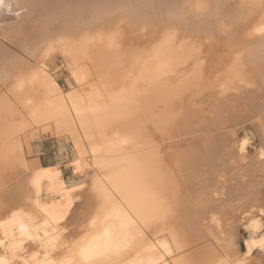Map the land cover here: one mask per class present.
Masks as SVG:
<instances>
[{"label":"bare ground","instance_id":"bare-ground-1","mask_svg":"<svg viewBox=\"0 0 264 264\" xmlns=\"http://www.w3.org/2000/svg\"><path fill=\"white\" fill-rule=\"evenodd\" d=\"M263 226L264 0H0V264H264Z\"/></svg>","mask_w":264,"mask_h":264},{"label":"rangeland","instance_id":"rangeland-1","mask_svg":"<svg viewBox=\"0 0 264 264\" xmlns=\"http://www.w3.org/2000/svg\"><path fill=\"white\" fill-rule=\"evenodd\" d=\"M48 67L62 88L67 89L71 86V79L68 75L64 62H62V59H58L56 63H52L48 65ZM252 125L253 124L251 123V121H246L242 124H239L238 126H235L236 135L235 137H233L236 140L235 144L237 148H239L241 141H244L246 145V155H252L260 145V136L257 133L254 125ZM31 143L30 156L32 158L38 157L44 164L53 162V164H59L64 170L65 178H70V174L72 172V147L69 140L63 138L58 139L57 137L52 135H43L41 133H37L31 137ZM80 178L84 183H86L84 177ZM251 236L252 235L247 229H245L244 225H239L236 228V245L241 252H243L242 250H244L245 240H249ZM255 251L253 252V255L256 254Z\"/></svg>","mask_w":264,"mask_h":264}]
</instances>
